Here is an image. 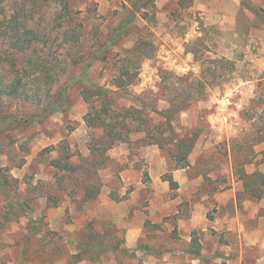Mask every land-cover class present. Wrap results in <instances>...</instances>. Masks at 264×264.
<instances>
[{
	"label": "rangeland",
	"instance_id": "374dc122",
	"mask_svg": "<svg viewBox=\"0 0 264 264\" xmlns=\"http://www.w3.org/2000/svg\"><path fill=\"white\" fill-rule=\"evenodd\" d=\"M136 1L48 0L37 17L53 21L57 45L68 40L62 24L84 23L87 46L93 47L130 22L90 77L112 88L114 107H143L156 122L162 117L154 110L167 109L174 92H194L187 85L191 79H179L204 74L205 89L195 91L199 97L178 118L184 132L200 130L186 175L202 180L178 181L172 188L166 179H175L174 162L158 145L139 140L143 134L104 150L102 130L85 120L87 103L69 90L65 110L1 130L0 167L13 180L10 194L0 193V264L160 262L165 248L184 247L178 219L194 213L197 204L215 217L217 208L207 196L260 163L264 169V142H256L264 127V0H155L135 12ZM141 41L154 45L153 57L127 52ZM131 57L141 63L140 74L132 70L135 84L118 90L111 80ZM222 57L234 64H224L217 85L209 70ZM9 104L7 110L23 111ZM131 226L142 229L132 248Z\"/></svg>",
	"mask_w": 264,
	"mask_h": 264
},
{
	"label": "trees",
	"instance_id": "16d2710c",
	"mask_svg": "<svg viewBox=\"0 0 264 264\" xmlns=\"http://www.w3.org/2000/svg\"><path fill=\"white\" fill-rule=\"evenodd\" d=\"M45 1L48 0H0V133L4 128L42 121L65 110L70 104L69 90L72 92L75 89L88 105L89 111L85 115L87 125L102 130L107 140L104 150L111 149L116 143L129 142L132 134H143L139 140L158 145L170 156L175 169L190 167V155L198 144L200 130L185 129L184 132L178 118L199 97L197 92L205 89L204 74L179 79H191V84L186 83L194 92L185 95L174 92L176 94L168 98L167 109L154 110L156 115L162 117L157 122L143 107L133 105L118 109L113 104L112 88L95 83L90 77V70L97 61L108 60L130 22L115 27L110 38H100L98 45L93 47L87 46L84 23L72 19L59 29L68 40L57 45V28L53 26V21L44 22L37 17ZM154 2L137 0L134 11L138 12L145 6L152 7ZM191 51L198 59L197 50L192 48ZM127 52L146 59L153 57L155 47L141 41ZM134 60L131 57L128 63L121 64L118 69L120 74L112 78L111 83L118 90L135 84L132 70H136V77L139 76L141 63L138 59ZM214 63L209 73L219 85L224 64L231 66L234 61L222 57ZM8 103H18L23 111L7 110L5 106ZM29 107L34 110L30 111ZM258 136L256 142H264V127L259 129ZM262 154L261 162L264 164V151ZM53 165L61 168L57 161ZM241 178L245 180L249 194L255 197L264 195V171L244 172ZM12 180L0 167V193L5 191L10 194ZM166 180L172 188L178 187V182L172 176ZM17 205L22 207L21 202Z\"/></svg>",
	"mask_w": 264,
	"mask_h": 264
},
{
	"label": "crops",
	"instance_id": "0c3cea01",
	"mask_svg": "<svg viewBox=\"0 0 264 264\" xmlns=\"http://www.w3.org/2000/svg\"><path fill=\"white\" fill-rule=\"evenodd\" d=\"M220 19L225 21L223 17ZM190 167L175 169L174 180L181 185L201 181L202 177L194 180L186 175ZM261 167L260 163L252 172L264 171ZM209 197L217 208L215 217L209 218L206 206L197 204L194 213L177 221V238L184 247L165 248L163 260L151 258L150 264H264V195L252 196L245 181L234 178L232 184L218 188ZM141 235V228L129 227L127 246L132 248Z\"/></svg>",
	"mask_w": 264,
	"mask_h": 264
}]
</instances>
